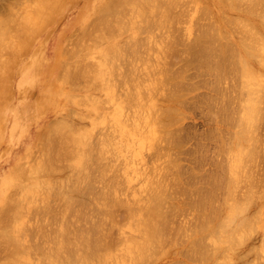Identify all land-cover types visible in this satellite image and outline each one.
I'll list each match as a JSON object with an SVG mask.
<instances>
[{"label":"bare ground","instance_id":"obj_1","mask_svg":"<svg viewBox=\"0 0 264 264\" xmlns=\"http://www.w3.org/2000/svg\"><path fill=\"white\" fill-rule=\"evenodd\" d=\"M33 1L35 0L20 1V12L13 17L17 26H14L12 36L3 37L6 30L0 21V80L3 79L2 74H7L9 64L17 60L18 53L13 52V40L28 41L45 29L57 5V0L54 4L51 0H37L36 4H32ZM204 1L203 5L199 0H191V8L186 13L184 9L178 11L180 6L182 9V0H95L86 10L81 24L74 30L62 52L57 88L64 106L57 111L56 117L46 125L40 136L39 154L34 158L32 156L29 164H25L24 159L17 160L6 178V181H9L8 194L0 199V253L5 252L7 256L5 260H0V264H160L159 260L164 257L172 258L174 255L185 258L186 264H234L235 254L236 258L240 254L239 251L236 253L235 249L244 244L249 233L256 230V226L264 228V176L261 179L259 174L260 177L257 178V173L256 178L261 181H256L252 172L259 166L257 164L256 167L253 162L260 158V153L263 155L264 151L261 146L263 148L260 152V143L263 140L260 132L264 124V0ZM185 15L188 17V24L180 31L183 35L172 36V24L182 23ZM156 29L160 33L164 32L162 37L154 31ZM12 31L13 29H10L9 33ZM173 56L177 59L181 57V66L178 65V69L172 68L178 61ZM169 57L177 61L173 59V63ZM93 58L95 60H92ZM96 64L97 66H94ZM92 65L96 68L90 75L86 71L87 68L93 69ZM94 72L97 75L95 79L102 83L99 99L89 95L95 92L92 89L89 94L76 89L88 86L82 83L83 86L80 87L77 82L82 79L83 82H91L89 79L95 76ZM200 77H206L204 82L201 79L194 80ZM122 83L131 87L127 92H123L124 94H121L119 88H124ZM202 87L208 91L200 93L201 97L196 94L200 100L191 99L192 103L197 100L191 106L202 109V106L206 105V114L209 115L207 119L211 121L210 124L213 123V127H210L211 130H208V136L204 140L205 143H220L217 145L218 143L213 142L216 152L213 155L214 158L216 154L222 155L218 157L220 159L216 158L218 161L210 156L211 160H205V154H208L213 146L209 150L208 146L211 144L206 146L203 143L208 149L204 151L203 147L200 153L201 145H196L201 142L198 141V144L194 145L196 151L200 149L201 155L205 152V161L214 162V167L212 166L213 169H210L208 175L198 172L202 165L200 166L199 157L196 159L195 155L200 154L191 153V148L188 150L190 153L186 152L191 157L194 155L191 163L194 161L195 165L191 164L190 170L180 166L183 163L180 164L177 159L182 155L179 154L178 158H175L174 151L183 148V152L188 147H184L185 143L181 146L183 136L178 134L181 129H177L178 133L172 131V126L183 116L182 111L191 103L186 95ZM103 93L105 94L102 96ZM117 93L121 104L113 111L111 117L115 131L96 130L99 125L107 122L106 117L94 118L89 126H71L68 122L70 114L77 113V116L84 110L86 113L90 110L96 111L102 103L113 101ZM51 97L49 100L39 98L36 101L39 116L46 110L42 106L47 104L49 107L50 102L56 99L55 95ZM160 99L162 103L167 104L159 103ZM74 106L77 108L73 109ZM128 109L130 110L126 114ZM206 109L201 110L203 115ZM17 115L20 116L18 112ZM79 115L81 119L86 118ZM0 117H4L3 113H0ZM234 124L239 128L238 132L235 129V134L225 136L226 131L228 134L231 132V125ZM116 131L120 134L119 138ZM180 134L190 133L180 131ZM130 135H137L148 141L147 146L155 150L152 151L153 155L155 153L157 158L159 154H163L167 157L165 161L170 165L165 163V170L164 165L160 168L162 164L160 167L159 163L155 164L160 171L157 172L156 168L153 170L155 173L147 174V178V175H142L146 179L144 186L142 182L140 192L137 190V194L130 196L128 191V195L124 197L122 195L126 194L123 192L126 191L124 188H127L129 174H126L127 178H123L126 180V183L125 180L123 182L125 187L122 184L123 194L121 189L119 190L122 183L120 179L122 170L128 168H124L127 167L124 163L123 167L119 165L123 160L115 163L116 159L120 161L123 158L121 155H118L119 158L114 157L119 147L115 144L118 142L123 149L125 144L120 142V138ZM203 135H200L201 139ZM187 136L188 139L191 138ZM208 139L210 141L206 142ZM171 147L174 148L173 151ZM146 148L143 152L147 151ZM125 149L127 147L123 151ZM170 150L175 159L169 156ZM109 153L114 154L112 159L107 158ZM176 153L178 155L181 151L176 150ZM65 159L69 161H64ZM59 160L61 163L64 161L63 165L67 168L59 163L62 165L60 167L57 163ZM110 160L114 161L111 162L112 165L116 164L115 167L120 168L113 170L114 166L107 162ZM206 163L210 164L205 162L203 166ZM168 166L171 167L169 173L173 174V177H169L170 174L167 176L166 172L170 170ZM151 167H147V170ZM63 168L68 170L67 173L62 177L57 176ZM136 168L138 170V167ZM183 168L186 170L183 171ZM242 168L253 170L249 171L248 175L245 171L244 175H247L249 183L244 193L239 192L242 194L239 195L237 188L246 180L241 174ZM110 169L116 173L122 170L114 179L113 175L108 174ZM161 169L164 170L163 173ZM205 170L204 172H208ZM183 174L186 175V184ZM118 177L119 180L116 181ZM28 179L34 180L35 183L26 186ZM100 179H104L105 183ZM258 181L261 183L260 187H263H259L262 189L259 191L263 193L260 197V192L257 191V198L254 193L258 189ZM97 182L99 185L103 184V187L98 188V184H95ZM245 183L247 182L244 181ZM39 185L46 191L55 190L54 194L56 190L59 191L61 196L56 193L60 196V199L57 198L60 200L57 208L55 205V208L51 206L47 195L38 201L42 206L40 208L38 202L32 200L33 195H28L29 192L38 190ZM241 186L245 187L243 184ZM180 193L186 195L185 202L182 199L178 201L177 194ZM181 197L183 196H179ZM259 197L263 201L259 203L257 212L251 216V213L246 212L251 208V203L255 206L260 201ZM26 198L24 202L23 199ZM32 201L33 204H38L34 207H38L39 211L32 210L33 205L29 207ZM182 205H186V213L190 210L193 212L186 224L175 221L177 214L184 210ZM25 206L29 207V211ZM119 209H123L125 213V223H122L123 220L119 222L117 218ZM33 211L37 212L36 217L40 213V218H35ZM53 211H56V215ZM27 213L34 216L29 217ZM67 216L73 221L67 219ZM29 218L35 219L29 221ZM4 221L10 222V226H3ZM32 222H35L36 227ZM54 226L58 227L56 231L62 233L55 234ZM113 229L120 231L117 239L111 237ZM50 231L55 232L57 237ZM70 237L72 239H69ZM67 239L69 241L66 243ZM186 244L188 249L185 247L183 249L186 250H176L178 246L182 248ZM171 248H175V251L171 252ZM34 252L40 255H37L35 262L32 261ZM255 252L254 255L259 253V249H255ZM242 254L238 262L241 256L242 260L247 256V253ZM251 258L250 261L254 257ZM178 260L175 262L172 259L174 262L170 264H185L183 259Z\"/></svg>","mask_w":264,"mask_h":264},{"label":"rangeland","instance_id":"obj_2","mask_svg":"<svg viewBox=\"0 0 264 264\" xmlns=\"http://www.w3.org/2000/svg\"><path fill=\"white\" fill-rule=\"evenodd\" d=\"M20 1L21 0H0V21L2 22V25L4 26V28L6 30V33L3 36L5 38L12 36L13 33H14V31H15V27L14 26H17V23H14L13 22V17L15 15L17 16L19 14V12H20V9H21V6H22L20 4ZM46 1H49L50 2V0H45V2ZM55 1L56 0H51V3L54 4ZM182 1H183V4L182 3L181 4L184 7L182 6V9H181V6H180L178 8V11H183V9H184V12L185 13L186 12H189V10L191 8V0H182ZM199 1L203 5L205 4V1L204 0H199ZM94 2H95V0H57V2H56L57 5H56L55 9L53 10V15H52L51 21L49 22V24L47 25V27L45 29L41 30L39 33H37L36 36H34L32 39H30L28 41H25V40H22V41H20V40H13L14 41L13 42V52L14 53H18L17 54V58H16L17 60H15L13 64L12 63L9 64V66L7 67V69H8L7 74L6 75L2 74L3 75V79L0 80V113L1 114L3 113V116H4V117H0V123H1L0 124L1 125L0 126V131H1L0 132V199L3 198L4 196L6 197V195L8 194L7 187L9 186V181H6V178H7L8 174H9V172L14 168V165L17 163V160H20V159L23 160L24 159L23 162L25 161V164H26V162H27V164H29V160L31 159V157L33 156L32 158H34V157H36V155L39 154L38 151H39L40 136L44 132V129H45L46 125L52 119H54V117H56L57 111L60 108L62 109V106H64L63 100L60 99L59 96H58L59 90L57 88V86H58L57 77H58V73H59V70H60V64L62 62V52L65 50L67 44L69 43V39L71 38V35L74 32V30L81 24V20L84 18V15L86 13V10H88V8ZM36 3H37V0H35V1L32 2V4H36ZM186 17H187L186 15L183 17L182 23L180 22V23H177L175 25L172 24L173 25L172 26L173 28L171 30L172 33L170 32L172 36L173 35H183L180 31L183 30V28L188 24V23H186ZM184 18H185V21H184ZM10 29H13V31L9 33V30ZM154 31H156L158 34L160 33V31L157 30V29L154 30ZM7 33H8V36H6ZM154 33L155 32H153V35L156 36V34H154ZM163 33L164 32L161 31V33L159 34V35H161L160 37L163 36ZM23 44H24V46H22ZM20 51H22V54H20ZM182 56L184 57V55H181V57ZM181 57H180V59H181ZM169 58H172V57H169ZM174 58H176V56ZM174 58H172L171 60L169 59V60L172 61ZM180 59L178 58L177 59L178 61L174 59L175 62L177 61V62H179V64L177 62L174 63V61H172L174 64H176L172 68H174V69L177 68L178 69L181 66L180 64H181V61L182 60L180 61ZM92 60H95V59L93 58ZM167 60H168V58H167ZM178 65H180V66H178ZM94 66H97V64L94 65ZM94 66L92 65V68L93 69L87 68L88 70L86 72H88L91 75L93 73L92 70H94V68H96ZM143 69H145V68H143ZM95 71H96V69H95ZM123 71H124V69H123ZM191 71H193V70L191 69ZM89 74L86 75V76H90ZM94 75L95 76L92 77V79L91 78L89 79V80H91V82L89 81V83H87V81L86 82L85 81L83 82V79L82 80L79 79L80 82L75 81V82H77V84H80V87L83 86V85H81L82 83H86L84 85H87L88 84V86H84L83 88H76V89L81 90L82 92H86V94H89L88 92L92 89L95 92L90 93L89 95L90 96H94L96 99H99L100 96H101V92L100 91L102 89V83L99 80L95 79V77L97 76L96 75V72H94ZM205 78L206 77H200V78H195L194 80L197 81V80H200L201 79L204 82ZM141 79L144 80V78H141ZM122 85H123L124 88H122V87L119 86V88H121L120 89L121 94H124L125 92H127L129 90L128 88H131L130 86L125 85L124 83H122ZM125 87H127V89ZM206 90L207 89H205L204 87H202V88H200L198 90L195 89V92L193 90L190 93L188 92L189 94H187L186 97H188L187 99H190L189 101L191 103H189V105H188L189 107L187 106V109L185 108L182 111L183 112V116L181 117V119L179 118L180 116L178 117L180 119L178 121V123L175 126L174 125L172 126V128L174 130L171 128L172 131H174L175 133L176 132L178 133V130H180V129H181L180 131L181 132L183 131V133H190V134L192 133L191 135L190 134H186L185 135V134H180V131H179L178 134L180 135V137L183 136L182 141L189 138L187 135L191 136V138L188 139V140H186L185 142H182L181 141V146H183V144L185 143L184 144L185 145L184 147L185 148L188 147V149L186 148L187 150H185V148H184L185 151L182 152V150H183V148H182V149H175V151H174L175 152L174 154H176V157L175 158H178L177 156H179V154L182 155V156L179 157V159L180 158H183V159H180L182 162L179 159H177V161L180 162V164L183 163L182 164L183 166L182 165H180V166L181 167H184L185 166V168H187V170L189 168H191V166H194L195 165L194 164V161H192L193 163H191V160L194 158V155L192 156L193 157L192 158L191 155L189 154L190 152L188 150L190 148H191V153L192 152L193 153L194 152L195 153H199L200 149L205 146L204 144H206V146H208L209 144H211V145H209L210 147L208 146V148L210 150V148L213 146L212 147L213 149H211L212 151L210 150L208 152V154L207 153L205 154V156H206L205 160L206 159L211 160L210 157H213V159H216V158L217 159H220L218 157L222 156V155H219L218 156L216 154V158H214V155L213 154L215 152V149H214L215 148V145H213V144L215 142L214 141H213L214 143L213 142H207V141H210V139H208V140H206L207 143H205V140H204V139L207 138L206 136H208V134H206L208 132V130L209 131L211 130L210 127H213V123L210 124L211 121H208L209 119H207V115L208 114H206V113H208V112H206L207 111V109L205 108L206 105H204V106L201 105L203 107L202 109H206V110H204L205 113L203 112L204 115L201 112V110H202L201 107H200V109H196L197 107L191 106V104L193 105V103L195 101L197 102V100H200V98L197 99L198 98L197 95H199L202 92L204 94V91H206ZM206 92H205V94H206ZM104 94L105 93H103L102 96ZM52 95H55L56 96V99L55 100L53 99L50 102V106L49 107L46 106L47 104L43 105L42 108H44L46 110L44 111V113L42 114V116H39L40 114L38 113V108L36 106V101H38L39 98H43V99L46 98L45 100L52 99V97H51ZM119 97H120L119 96V93H117V95L113 98V101H108V102L102 103L100 105V108L98 110H96L98 112L93 111V110H90L88 113H86L87 111L84 110L82 114L80 113L81 117L82 116L86 117V118H83L82 117L83 120L80 117H78L79 114L77 116H75L77 113H75V115L74 114H70V116H68V118H67L69 120L68 122L71 124V126H86V124L87 125L88 124L90 125L94 118H99L100 117V119H101V118L106 117V118H108L107 119V122L105 124L99 125L96 128V130L99 129L100 132L101 131L107 132L108 130L109 131H111V130L115 131V129H114L115 128L114 127V123L112 122L111 117L113 115V111H115L116 109H118V105L121 104V102L119 101ZM199 97H201V94L199 95ZM194 98H196L197 100L195 99V101L192 103V100ZM159 103H161V104H167L165 102L162 103L161 99H160ZM238 105L239 104H237V106ZM76 108H77L76 106L73 107V109H76ZM129 110L130 109L126 110V114L129 112ZM17 112H18V114H20V116L17 115ZM24 112H26V114H24ZM68 112L71 113V111H69V110H68ZM86 114H88V115H86ZM92 115H94V116H92ZM208 123H209V125H208ZM235 125L236 124L231 125V132H229V134L226 131V133H225L226 135L225 134H223V135L229 136L231 133L235 134L236 133V130L238 132V129L239 128L237 126H235ZM107 126H109L110 128L111 127H113V128L112 129H109ZM1 128H2V130H1ZM233 131H235V132H233ZM117 132L118 131H116V133ZM260 133H261V137L263 139L262 142L260 143V148H261L260 152H261L262 151V148L264 147V138H263L264 137V124H263V127H262ZM201 134H204L203 135L204 136L203 139H201V136H200ZM116 135L119 138V135H120L119 132ZM116 135H115V138H114L115 141L117 140L116 139L117 138ZM137 135H130V136H125V137L120 138V142H123V144H125V147H127V149H125V151H123V149L125 147L123 149L120 148V145L121 144L119 145L118 142H117L115 145H118L119 147L116 146L117 149L116 148L115 149L118 152H117V154L115 156H114V154H115L116 151H114L113 152L114 154H112L114 157L117 156V158H119L118 155L119 156L121 155V158L122 157L123 158L120 159V161H118V159H116L115 160V163L121 162L123 160L121 163H119V165H122L124 163V166H127V167H124V168H128V169H123V170L121 169L122 170V178L120 177L121 178L120 180L122 181V183H121V186L119 188V190L121 189L120 190L121 193L123 192V188L125 187V184L123 183L125 179H123V178L124 177L127 178L128 175H126V174L127 173L129 174V176L127 178L128 179L127 180V183H126V180H125V183L127 185L126 186L127 188H124V190L126 189V191L123 192V193L126 192V194H123L122 193L123 194L122 196H124V197H125V195H128V193L130 194V196L133 195V194H137L138 193L137 190L138 191H139V189L141 190L142 182H143V186H144V179H146L148 177L147 174H149L150 172H154L155 173V171H153V170H155L156 168L158 169L156 171L159 172L160 171V168H163L162 167L163 165L165 166L166 164H169V162L167 163L165 161V158H167V157H164L163 154L162 155L159 154L157 156V158H156V154L154 153V155H153V152H152V151H155V150H153L150 146H147V145H149L147 143L148 141L143 140L140 136H137ZM198 141H200L202 144L201 143L198 144ZM187 142H189V143H187ZM196 143L198 145H196ZM217 143L218 142H216L215 144H217ZM163 144H164V142H163ZM219 144L220 143H218L217 145H219ZM170 145L173 146V144H169V146ZM194 145H196L197 147L201 145V147H200V149L198 148V150L196 151L193 148ZM261 146H263V147H261ZM145 147H147L146 148L147 151L146 152H143V151H145L144 150ZM174 147H176V146L174 145ZM197 147H196V149H197ZM208 148L207 147H204L203 150L204 151H207L205 149H208ZM192 149H193V151H192ZM130 150H131V153H130ZM171 150L173 151L174 148H172ZM171 150H170L171 155H169L170 157L174 155L171 152ZM176 150H178V152L181 151V153H178V155H177ZM150 151H151V153H150ZM186 151L189 152V153H187ZM204 151H203V155H201L200 154V153H202V149H201V151L199 153L200 155H198V154L195 155L196 156L195 158L197 159V157H199L200 159L198 158V160H199L198 162H200V166L202 165L201 168H203L204 170L206 169L205 171H208V172H204V170L200 168V170L198 172L201 171L202 174L206 173V175H208L210 173V169H213V167H214L212 165V163H214V162H211L210 163L209 161H205L203 159L204 158V153H205ZM149 153L152 155V156L150 155L151 157L149 156ZM129 154H130V158H129ZM146 154H148V155H146ZM258 154H259V152H258ZM260 154L262 155V152ZM112 155L109 153L108 156H107V158L109 157V158L112 159V157H111ZM126 155H128V156H126ZM261 155H259L260 158L256 159L253 162V164L254 163L256 164V167L258 165L260 166V168L258 166L257 169H256L259 172H257L256 170H253V169H252L253 171L252 170H249V171H252L253 174H255L254 175L255 178H256V174L258 173L257 174V178L261 176L260 178L262 179L263 178L262 176H264L263 175L264 172H262L264 170V151H263V155L262 156ZM166 156H168V155H166ZM174 156H173V159H175ZM207 156H208V158H207ZM114 157H113V159H114ZM186 157H188L190 160L188 158L186 159ZM201 157H202V159H201ZM26 158H28V159H26ZM67 160L68 159H65L64 161H67ZM107 160H109V159H107ZM257 161H259V162L256 163ZM63 162L61 163L60 160L57 161V163H58V165H60V167H62ZM107 162H110V165H112L111 162H114V161H111L110 160V161H107ZM201 162H204V163H201ZM205 162H208L210 164H207L206 163V165L203 166L205 164ZM59 163H61L62 165L59 164ZM125 163H126V165H125ZM158 163H159V167L162 164L160 168H158V165H155V164H158ZM65 164H67V163H65ZM58 165L56 167H58ZM112 166H114V168L112 167L113 170L115 168H117V167H115V166H117L116 164L115 165H112ZM150 166H152V167L150 169L148 168V170H147V167H150ZM154 166H155V168H154ZM121 167H123V165ZM136 167H138V170H136L137 169ZM254 167L252 166V168H254ZM65 168H67V167H65ZM65 168H63L62 171L60 170L61 172H59V173H61V174L57 173L58 175L57 174L56 175L59 176V177L64 176L65 173H67V171H68ZM119 168H120V166H119ZM119 168H117V169H119ZM185 168H183V171H184ZM117 169H115V171ZM144 169H146V170H144ZM164 169L166 170V166L164 167ZM169 169H168L169 171L166 172V173H168V175L165 174V176L166 175L169 176V174H170L169 172L171 171V167H169ZM110 170L108 171V174L110 173L111 175H113L112 176L113 178H114L115 175H118V173L121 172V170H119V172L117 171V173L115 171L111 170L112 172L116 173V174H114V173L110 172ZM242 170H243V168H242ZM145 171L146 172L149 171V172L146 173ZM245 171H247V175H248V173H249L248 169L247 170L244 169L243 170V173L241 172V174L244 175L246 173ZM143 172H144V174H143ZM161 172L163 173L164 170L161 169ZM184 173H186V172H184ZM226 173L227 172H225L224 174H226ZM133 174H134V176H133ZM139 174H141V176L143 175L144 177H145V175H147V176H146V178H144L143 176L141 177ZM202 174H201V176H202ZM259 174H261V175L259 176ZM172 175L170 174L169 177H171ZM130 176H132L131 177L132 179L134 177V179L132 180L130 178ZM185 176L183 174L182 177L184 178ZM226 176H227V174H226ZM244 176H242V177H244ZM246 176L244 177V179L247 180L248 178ZM140 178H142V179H140ZM257 178H256V181L257 180H260L261 181V179H257ZM139 179H140V181H139ZM184 179H185L184 184H186L185 183L186 182V178H184ZM103 180H101V181L103 183H105V180L107 182L108 179L106 178L104 181ZM117 180H119V177L116 179V181ZM171 180H172V178H171ZM246 180H244L245 182H247L245 184H244V181L243 182L240 181V183L241 182L242 183L239 184L240 186H238V188H237L238 189V191H237L238 194H239V192L244 193V191L247 189L246 185L249 183L248 182L249 180H247V181ZM262 180L264 181V178ZM121 181H119V182H121ZM134 182L135 183L137 182L136 183L137 185ZM28 183L26 184V186H30V184L33 185L35 183V181L34 180L31 181V180L28 179ZM259 183H258V186H256V188L258 187V189H256V190L254 189L255 190V193H254L255 195H256V192L257 191L262 190V189H259V187L261 186V183L260 184ZM95 184H98V188L103 187V184L100 183V185H99V182H97ZM122 184H124L123 185L124 187L122 186ZM242 184L245 185V187L241 186ZM117 185H119V183L116 184V186ZM263 185H264V183L262 184V186ZM39 186H40V188H38V190L28 193V195H31V196L33 195L31 197V198H33L32 200L35 199L34 201H37L38 202V201H41V199L43 197H46L45 195H47V197L50 198V201H51L50 204H51V206L52 205H53V207H54V205H55V207L58 206V204L60 202L59 199H60V196H61L60 193H59V191L56 190V192L54 194V191L55 190H51L50 189L51 191H46L45 189H42V185H39ZM133 186H135V187H133ZM260 188H263V187H260ZM135 189H136V191H135ZM239 190H241V191H239ZM259 192H260V195L259 196L261 197V195H262L263 192L262 191H259ZM56 193H58L60 196L57 194L58 195V197H57ZM53 194H54V196H53ZM146 194H144V195H146ZM180 194H177L178 201H181V199H182V201L185 202L186 201V195L185 194H182V193H180ZM257 194H259V193L257 192ZM178 195L179 196H183V197L179 198ZM223 195L224 194H222L221 196L223 197ZM256 196H255V198H256ZM27 197H30V196H27ZM260 197H259L260 201H258V203L256 201L255 203H257V204H255V206L252 205V203H251V208L246 213H248V214L251 213V216H252V215L255 214V212H257L256 209L257 208L258 209L260 208L259 207V203L260 202L262 203V201H263V199L261 200ZM31 198H29V199H31ZM57 198H59V199H57ZM257 198H258V196H257ZM26 200H27V198L26 199H23L24 202ZM53 200H54V202H53ZM34 201H32V203L29 204V207H30V205H31V207H32V205L34 207V206H37L39 204V208H40V206H41L40 205V202H38V204L35 205V203L33 204ZM254 201H255V199H254ZM254 201H253V203H254ZM28 202L29 201H27V203ZM23 204L25 205L26 203H23ZM182 206H184V207H182V208H184V210H182L179 213H181L183 215V212H184L186 215L184 214L182 216L181 214L178 213L179 215L177 214V216L175 217V221L178 222V223L181 222V223H185L186 224L187 219H189L191 217V213H193V212L190 210L191 212L190 211H187L188 213H186V210H185L186 209V205H182ZM29 207H26V209H28ZM37 208L38 207H36V208L34 207V208H31V209L33 210V209H37ZM26 209H24V210H26ZM37 210L39 211L40 209H37ZM28 211H29V209H28ZM33 212H31V213H33ZM55 212L53 211V214L54 215H56ZM118 212L119 213H117V215H118L117 218H119V222H121L123 220L122 223H125L126 218L124 216L125 213H124L123 209H121V210L119 209ZM36 213L34 212V215L35 216L33 214L30 215L28 213H27V215L28 216L29 215L30 216L33 215L35 218H40L39 217L40 216V213L37 214V217H36ZM59 214H60V212H59ZM67 217H68L67 219H69V216H67ZM70 218H72V217H70ZM34 219L33 218H31V219L29 218V221H31V220L34 221ZM75 219H77L76 216H75ZM69 220L70 221H73V219H69ZM9 223H6L5 222V223H3V226L6 225V227L7 226L9 227L10 226ZM32 224L35 225V222H32ZM54 224L56 226L59 225L58 223H54ZM29 225H31V222H30ZM56 226H54V227H56ZM35 227H36V225H35ZM57 228L58 227L54 228L55 231L57 230ZM258 228H260V229H258ZM31 229H32V227H31ZM33 229H35V228L33 227ZM252 229H254V228H252ZM59 230H61V229L59 228ZM117 230L116 229H113L111 231V235H112L111 237L113 239H117L119 237V235H120V234L118 235V232H120V231H117ZM256 230H254L256 232H254L252 230L254 232L253 233L251 231L253 233V235L250 232L249 235L247 236V240H245L244 244L243 243L240 244V246L235 249V250H237L236 253L238 251H239L238 253H240V254L247 253V256L245 255L246 258L243 257V260H242V256H241L240 259L242 261L240 260V262H238L239 261L240 254L238 255L237 258H236V254H235L234 257L236 259L233 257L234 260H235L234 261V264H238V263L240 264L241 262H244V261H246V262L249 261L250 264H255L256 262H257L256 264L264 263V258H261V257H264V249H262V248H264V228L261 227V226H256ZM50 232H51V234L52 233L53 234L55 233V232H52V231H50ZM60 232L62 233V231H56L55 234L58 235V233H60ZM55 234L53 236H55ZM57 235L55 237H57ZM71 236H72V234H71ZM58 238L61 239L60 236H58ZM69 239H72V238L70 237ZM69 239H67L66 243L69 241ZM72 241L73 240H71V242ZM245 245L246 246L248 245V246L246 247ZM255 245H257L256 246L257 248L255 247ZM185 247H186V249L189 248L187 246V244H186L182 248H180V246H178V249H176V250L181 251V249H183ZM186 249H183V250H186ZM255 249H257V251L259 249V253H257V254L254 255V253H256L255 252ZM250 250H251V252H250ZM170 251L171 252L175 251V248H171ZM179 253L181 254V252H179ZM38 254H39L38 252H34L33 253V255H34V256H32V261L33 262L37 261L38 256H40ZM260 254L262 256H260ZM6 256L7 255H6L5 252L0 253V260L3 259V258H4L3 260H5ZM174 256L172 258H166V257H164L162 260H159L160 261V264H170L171 262H174L175 260L177 261L178 259L179 260L180 259L181 260L183 259L182 261H184L185 264H186L187 260L185 258L180 257V255H179V257H178V255H177V257H174ZM251 257L252 258L254 257V258L252 259ZM257 257H258V259H257ZM249 258H251L253 260V262H251L252 260L250 261ZM172 259L174 261H172ZM244 259H246V260H244ZM246 262L244 264H246ZM30 264H34V263H30ZM154 264H156V263H154Z\"/></svg>","mask_w":264,"mask_h":264}]
</instances>
